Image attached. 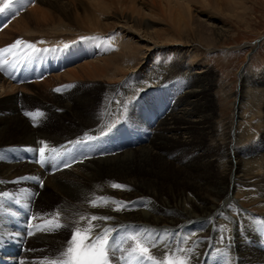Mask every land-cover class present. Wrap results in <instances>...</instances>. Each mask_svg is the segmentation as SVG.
<instances>
[{
    "label": "bare ground",
    "instance_id": "bare-ground-1",
    "mask_svg": "<svg viewBox=\"0 0 264 264\" xmlns=\"http://www.w3.org/2000/svg\"><path fill=\"white\" fill-rule=\"evenodd\" d=\"M38 1L45 2L56 14L42 8V3L36 6L34 2L32 7L30 1L12 0L14 16L7 28L0 27V49L13 44L7 43L3 35L16 26L22 27L33 16L42 25L56 22L53 27L50 24L48 33L58 42L37 47L45 42V36L26 41L36 48H55L57 52L62 46L65 53L60 62L64 65L58 64L56 71L45 72V76L34 75L30 83L10 79L6 65V70L0 71V181H4L0 192L14 193L18 200H9L0 208V256L13 264H39L43 258L55 257L62 251L73 227H87L88 221H81L80 216L96 215L112 219L93 221V234L108 227L118 229L121 236L126 232L134 234L135 229H148L147 237H162L159 247L150 249L160 260L169 250L164 247L168 244L172 248H194L190 264H264V216L245 213L238 198L249 189L258 194L262 201L259 204L264 206V175L251 188L240 186H248V176L239 159L238 142L230 133L229 140H219L221 129L214 120L210 99L213 75L202 57L206 45L218 42L226 32L216 21L215 12H204L203 6L211 5L220 11L225 0H142V10L136 17L133 11L138 9L133 0H116L120 11L134 9L131 16L128 12L116 17L126 26L105 45L92 37L89 42L79 40L95 35L93 30L68 27L70 23L65 27L64 21V26L60 23L61 27H57V19L72 20L77 16L78 11L69 2ZM193 2L203 6L193 7ZM99 9L96 12L102 14ZM156 18L169 20L168 28L172 30L160 33L152 27ZM77 19L73 20L75 24ZM187 32L190 34L183 38ZM196 45L201 47L197 49ZM21 47L25 48L18 47L15 55L5 54L7 65L22 59L49 68L55 64L49 59H59L55 56L43 60L45 51L29 56L32 50L25 48L26 53ZM50 53L56 55L47 51ZM147 55L153 56L152 63H147L138 75L140 62ZM75 57L81 60L71 63ZM78 78H87L89 85L74 86L72 82ZM246 90L243 84L241 93ZM252 90L261 99L263 115L260 114L264 116V85ZM22 101L37 103L42 113L29 114L19 106ZM22 112L29 115L25 117ZM147 112L156 115L154 124L148 122ZM117 124L127 125L136 137L145 134L144 141L122 149L107 148L98 155L89 144L82 147L86 138L107 133ZM40 141L58 150L51 159L53 164L61 162L60 158L71 149L82 151L81 155L75 151L80 161L53 173L48 168L47 173L34 160H27L22 151L36 152L42 146ZM257 146L256 165L264 170V119ZM112 184L125 187L114 188ZM98 197L112 202L92 207L89 202ZM53 199L56 202L51 209L43 206V201L50 204ZM124 204L126 208L121 207ZM118 207L120 210H114ZM57 211L59 222L66 227L36 230V225L44 227ZM26 225L33 234L26 236ZM67 227L70 230L65 239ZM128 243L123 246L127 248L132 242Z\"/></svg>",
    "mask_w": 264,
    "mask_h": 264
},
{
    "label": "rangeland",
    "instance_id": "rangeland-1",
    "mask_svg": "<svg viewBox=\"0 0 264 264\" xmlns=\"http://www.w3.org/2000/svg\"><path fill=\"white\" fill-rule=\"evenodd\" d=\"M26 1H30V3H32L31 4L32 7H33L34 2H35L34 5H36V6L40 5L42 3V8L45 7L47 11L52 10V13L56 14V12L53 11L52 8L44 5L45 2H41L38 0H26ZM60 1H62L64 3L69 2L68 4L72 8H75L78 11L76 13V15L79 17L77 19V16H75L74 19H72V20H70V19H59L58 20L57 19V23H59L57 27L64 26V24H66L65 27H67L68 26L67 24L70 23L71 25H73V24L74 25L71 26L69 24L70 26H68V27L82 28V29H86L88 31L93 30L95 35H92V36L91 35H85L82 39L79 38V40H84V41L88 40V42H89L91 40V37H92V38H95L94 39L95 42H98L100 45L101 44H104V45L108 44L111 41V39L117 34V32L120 31L121 27L126 26V25H123V23H121L123 21H120L116 17L118 15H121V14L126 15L128 12H131V11H133L132 9H134V6H133L132 9L129 8L130 10L124 9L123 11L122 10L120 11L118 9V7L116 6V5H118L119 2L118 1L115 2L116 0H110V1L109 0H104V1L103 0L102 1L101 0H99V1L98 0H66V1L60 0ZM122 1H123L122 3H125L124 0H122ZM133 1L135 3L134 5L136 6L135 9H138V10H134L135 12L133 11V16H135V15L138 16V12H140L142 10L141 8L143 7L142 6L143 5L142 0H133ZM234 2H235V0H225V3H224L225 5H223L221 7L220 11H216V9H214L211 5L203 6L199 2H196V3L193 2L192 5H193V7H197V8H200L203 6L204 12L205 11L206 12H215L214 14L216 15V21L218 22V24L220 26H222L226 30L225 34L223 35V37H221L219 39L218 42H216L214 44L206 45L207 49L203 53L202 57L205 60V67L207 69H209V71H211V73L213 75L212 78L210 77L211 83H212L210 85L211 86L210 99H211L212 107H213L214 113H215L214 114L215 115L214 120H215L216 124L220 127V129L221 130L223 129V131L220 130L221 135L219 134V140H221V141L229 140L230 136H232L233 138L234 137L236 138V140L238 142V146H239V149L237 150L238 155H239V159H240V162L243 163V171H244L245 175L248 176V177H246L247 178L246 180H248V181H246L248 186L247 185L244 186L243 184L240 186L241 187L243 186L242 188H245V187L251 188L250 186H252L253 183L256 184V182L258 180L262 179V177L264 175V172H263L264 170L262 168H260L258 165H256V164H259V162H258L259 153H257V147H258L257 145L259 142V133L261 132V129L263 127V119H264V116H262L263 114L261 112V106H262L261 103L262 102H261V99L259 97H255V95L252 94V92H253L252 89L255 86L264 85V0H237L238 5H236V2L235 3ZM112 3H114V6ZM198 5H200V6H198ZM239 5H240V7H239ZM94 6H95V8H94ZM98 6L100 7V9ZM47 7H48V9H47ZM101 7H103V8H101ZM110 7H112V8H110ZM79 8L80 9L82 8V9L80 10ZM97 8L100 10L99 12H101V10L103 11L102 14H100V13L98 14V12H96V11H98ZM109 12H110V14H109ZM114 12H115V14H114ZM120 12H122V13H120ZM81 13L85 14V16H86V17L84 16L85 18H87V16H88L87 19H89V20H87V19L85 20L83 18V15H81ZM90 13H91V15H90ZM117 13H119V14H117ZM128 14L131 16L132 12L128 13ZM75 18L77 19L76 21L78 22L76 24L73 21V20H75ZM117 20H118V22H117ZM153 20L155 21L154 24H156V25H152V27H156L160 33H162V31L165 29L167 31L172 30L171 28H168L169 27V20L166 21V20H163L161 18H159V19L156 18ZM24 22L25 23L22 25L25 27H23V26L21 27V25L18 27L16 26V27H14V29L12 28L14 31L11 30V32L8 34V35H10L13 31V33L10 36H8L6 34L3 35L4 39H6L7 43L11 44L20 38H21V40L26 41V40L33 39L34 37L39 38L41 36H45V42L43 44L38 45L37 47L43 46V45L45 46L47 43L51 44V43L58 42V39H55V38H53V36L49 35L53 25H55L56 22L54 24L48 23V24L42 25V24L37 23L38 20L34 19L33 16H31V18L29 19L28 22L27 21H24ZM60 23H61V26H60ZM97 23H98V25H96ZM102 23L105 25H103ZM50 24L52 27H50ZM99 24H100V26H99ZM106 24L108 25L109 28L107 27ZM8 25H9V23L4 28H7ZM83 25H85V26H83ZM105 26H106V28H105ZM47 29H49L50 31ZM17 30H19L20 33ZM100 31H102V33ZM189 34H190V32H187L186 34H184L183 38ZM5 35L8 37H5ZM23 35H26V37L24 36L25 37L24 38ZM108 37H110V38H108ZM71 43H74V42H71ZM197 46L198 45L195 46V48H197V49L201 47V46H198V47ZM203 46H205V45L203 44ZM21 49L26 50L23 47H21ZM26 53H28V50H26ZM152 59H153L152 55H150V56L147 55V58L143 59V62H140V68L137 72L138 75L141 72L142 68L145 67L147 63L148 64L152 63V61H151ZM254 73H256V75ZM252 77H253V79H252ZM78 79H80L82 82ZM78 79L74 80L72 82L74 86L77 85V87H85V86H88L90 83L87 81V78L86 79L85 78H82V79L78 78ZM243 84H245V86L248 87V90H246V92L244 94L241 93L242 92L241 89L243 87ZM249 88H250V90H249ZM251 90H252V92H251ZM241 94L243 95V97ZM245 95L248 97H246ZM246 98H248V99H246ZM254 102H256V103H254ZM19 106L21 107V109L24 108L25 111L29 112V114H33V113L34 114H37V113L41 114L43 111V109L40 108L37 103L35 104V102H32V101L31 102L30 101L29 102L22 101L19 103ZM35 106H37V107H35ZM250 110L253 112L251 113ZM22 114L25 117H27L24 114V112H22ZM245 114H247V115H245ZM252 115H254V116H252ZM256 117H258V118H256ZM261 117H262V119H261ZM218 120H219V122H218ZM231 120H232V122H231ZM249 121H250V124H249ZM230 125L232 126V128ZM256 125L257 126L259 125L260 127L259 126L257 127ZM248 126H249V128H248ZM252 126H254V127H252ZM255 128L256 129L258 128L257 130L259 132H257V130ZM241 130H242V132H241ZM243 131L244 132L247 131V133H244ZM226 133H227V135H226ZM229 133H230V136H229ZM251 133H252V135H251ZM243 137H245V138H243ZM253 137H255V138L253 139ZM222 138H224V139L222 140ZM255 158H256V160H255ZM255 170H256V172H255ZM249 173L251 174L250 176H249ZM256 179H257V181H255ZM250 180L252 182H250ZM47 189L51 190V187H47ZM248 191L249 192L243 191L245 193H241V195H239V197H238L240 199L239 202H240V204H242V206H240V207L242 208V210L245 213H249V214L254 215V216L258 215L259 217H263L264 216V206L259 204V203H262V201H260V199H259L260 197L258 196L257 193L251 192V190H249V189H248ZM249 196H252L253 198L249 199ZM246 198H248V200H246ZM222 200H224V197L222 199H220L219 202H222ZM54 201L56 202V199H53L52 203H50V204H49V202L43 201V206L45 205L44 206L45 208L51 209L53 204L55 203ZM12 210L16 211V207L12 208ZM65 230H66V232L63 235L64 238L67 236L70 229H69V227H67V228H65ZM226 232H227V230H226Z\"/></svg>",
    "mask_w": 264,
    "mask_h": 264
},
{
    "label": "snow or ice",
    "instance_id": "snow-or-ice-1",
    "mask_svg": "<svg viewBox=\"0 0 264 264\" xmlns=\"http://www.w3.org/2000/svg\"><path fill=\"white\" fill-rule=\"evenodd\" d=\"M11 7L12 0H4L3 4L0 5V13L4 12L6 9H11ZM20 46L32 50L29 56L40 51H50V49L36 48L35 45L30 42L17 39L13 44L0 49V71L6 70L5 65L8 61L3 58L5 54L12 53L15 55V50ZM51 51H54V49ZM13 67L15 66L13 65ZM56 91H60V89H56ZM25 114L29 115L28 113ZM39 143L42 145L38 150L41 163L58 155V150L56 148H47L44 141H40ZM46 150L47 156L45 155ZM63 163L64 166H69L67 161ZM15 182L16 181H13V183ZM0 183H4V181H0ZM42 185L43 182L41 181V186ZM112 187L123 188L125 186L112 184ZM9 200L13 203H18L14 193L10 194L6 191L0 192V208L5 207ZM100 202L109 203L112 201L107 197H98L91 200L89 203L92 207H99ZM121 207L126 208L127 205L124 204ZM114 210H120V207ZM59 217L60 213L57 211L53 214V218L45 222L44 227L36 225V230L57 231L66 227V225L59 222ZM111 219L112 217L109 216H80L81 221H88L87 227L82 228L79 224L73 227L71 235L62 251L55 257L43 258L39 264H190L191 254L195 251L194 248H172L170 245L164 244V247L169 250L164 253L163 259L160 260L154 257L150 253V249L159 247L162 237H147L145 234L150 231L148 229H135L134 234H128L126 232L121 236L118 229L104 227L98 233L93 234L95 227L92 224L93 221H108ZM113 233H116V237H113ZM29 234L31 235L33 233L30 231ZM223 239L222 237L221 240L223 241ZM129 241L132 243L129 247L125 248L123 245L128 244ZM117 253H119V255H117Z\"/></svg>",
    "mask_w": 264,
    "mask_h": 264
}]
</instances>
